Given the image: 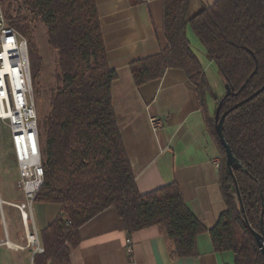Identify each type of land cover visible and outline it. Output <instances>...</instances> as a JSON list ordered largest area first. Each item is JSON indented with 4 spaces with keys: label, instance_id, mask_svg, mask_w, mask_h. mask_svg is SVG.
<instances>
[{
    "label": "trees",
    "instance_id": "obj_1",
    "mask_svg": "<svg viewBox=\"0 0 264 264\" xmlns=\"http://www.w3.org/2000/svg\"><path fill=\"white\" fill-rule=\"evenodd\" d=\"M27 14L9 23L28 42L32 81L42 60L30 30V15L47 26L48 43L57 51L58 87L41 121L44 134L43 182L34 202L61 206V214L40 234L43 252L33 264H70L80 242L79 228L107 208H114L131 235L158 226L174 257L198 254L197 238L207 228L187 207L176 182L138 191L135 175L117 126L109 64L95 0H25ZM190 0H164L167 45L130 65L136 86L180 69L195 87L207 130L219 153V187L226 208L209 229L213 248L230 251L235 264H264L253 234L264 232V0H216L189 16ZM10 7V6H9ZM34 20V19H33ZM217 67L229 93L213 94L191 48L188 31ZM209 99L214 110L210 113ZM230 110L223 138L241 167L232 172L215 129V110Z\"/></svg>",
    "mask_w": 264,
    "mask_h": 264
},
{
    "label": "crops",
    "instance_id": "obj_2",
    "mask_svg": "<svg viewBox=\"0 0 264 264\" xmlns=\"http://www.w3.org/2000/svg\"><path fill=\"white\" fill-rule=\"evenodd\" d=\"M215 1L190 0L189 16ZM95 2L107 58L117 73L112 83V103L137 189L146 193L176 182L185 204L207 231L197 238L196 256L174 257L169 240L158 226L129 235L116 210L107 208L79 228L80 242L70 251V264H129L125 248L128 236L135 264H235L232 252L214 250L208 232L226 205L219 187L218 166L213 162L219 157L218 149L207 130L195 87L180 69H169L160 79L139 87L131 74L133 61L155 55L167 45L164 0ZM188 37L213 94L221 97L225 93L221 74L190 30ZM209 109L210 113L214 110L212 99ZM150 118L158 121L156 129ZM1 202L18 212L21 224L15 228L14 222L9 223L1 207L4 224L0 228V264H33L26 229L36 232L40 240L41 231L61 214V206L34 202L25 224L11 204L17 201L2 198Z\"/></svg>",
    "mask_w": 264,
    "mask_h": 264
},
{
    "label": "built area",
    "instance_id": "obj_3",
    "mask_svg": "<svg viewBox=\"0 0 264 264\" xmlns=\"http://www.w3.org/2000/svg\"><path fill=\"white\" fill-rule=\"evenodd\" d=\"M9 6L13 17L27 13L25 8L20 10L19 3L15 0H0V120L10 127L18 169L16 187L21 197L11 204L19 210L26 224L44 178V134L33 95L28 42L9 23ZM150 123L153 129L159 126L155 118H150ZM219 161V157L213 160L216 166H219ZM26 239L28 245H32L33 253L43 252L36 232L27 229ZM125 248L130 257L129 264H135L130 236L126 238Z\"/></svg>",
    "mask_w": 264,
    "mask_h": 264
},
{
    "label": "rangeland",
    "instance_id": "obj_4",
    "mask_svg": "<svg viewBox=\"0 0 264 264\" xmlns=\"http://www.w3.org/2000/svg\"><path fill=\"white\" fill-rule=\"evenodd\" d=\"M15 1L19 3L20 10H22L21 8H25L26 10V6L24 5L25 0ZM15 6L16 5H13V7ZM29 18L31 37L42 60V68L39 77L37 81H32L33 95L39 117L42 121L50 111L52 94L58 87V82L56 80L58 73V56L56 50L48 43L47 26L40 19L33 18L31 15ZM215 86L217 87L216 84ZM17 179L18 169L12 149L10 127L6 122L0 120V212L2 211L1 207L3 206L6 212L7 221L9 223L11 221L14 222L15 228L18 224H21L19 214L15 209L1 202V199L3 198L8 201H18V199H20L21 194L16 187ZM1 224L2 226L4 224L3 216L2 219L0 216V228ZM30 247L32 248V245H30Z\"/></svg>",
    "mask_w": 264,
    "mask_h": 264
},
{
    "label": "water",
    "instance_id": "obj_5",
    "mask_svg": "<svg viewBox=\"0 0 264 264\" xmlns=\"http://www.w3.org/2000/svg\"><path fill=\"white\" fill-rule=\"evenodd\" d=\"M225 89H226V94L229 93V90H228V86L225 84ZM262 90H264V84L257 90L255 91L250 97L247 98L250 99L252 98L253 96L257 95L258 93H260ZM238 104H235L234 106H232L231 108H229L228 110H226L223 114L219 115L220 113V105H221V102H219L218 106L216 107V110H215V129H216V132L220 138V140L222 141L223 143V146L225 148V152H226V164L229 168V170L232 172L234 169H238L241 167V163L240 161L233 155L229 145L224 141V138H223V132H222V129H223V121H224V118L225 116L227 115V113L236 108ZM254 236H255V239L258 243V246L260 247L261 249V252L264 256V232H256L254 231L253 232Z\"/></svg>",
    "mask_w": 264,
    "mask_h": 264
}]
</instances>
